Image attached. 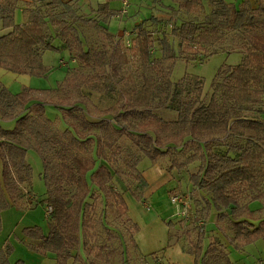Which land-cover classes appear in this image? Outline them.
<instances>
[{"label": "trees", "instance_id": "trees-1", "mask_svg": "<svg viewBox=\"0 0 264 264\" xmlns=\"http://www.w3.org/2000/svg\"><path fill=\"white\" fill-rule=\"evenodd\" d=\"M26 1L37 3L35 7L24 8L28 14L26 21L15 23L12 15L15 5L0 0L1 26L11 28L0 36V68L44 75L47 69L42 52L60 51L52 42L49 29L53 28L61 48L81 66L91 69L89 73L67 72L61 84L47 89L54 93L60 90L78 93L77 99L50 102L61 113L65 122L62 129L47 116V103L37 98L30 87L12 93L0 83V118L16 119L12 129L0 127V211L9 206L22 207L25 195L29 198L32 176V167L26 161L29 149L40 157V177L45 185L43 198L35 199L32 195L30 198L44 205L45 211L47 206L52 207L46 214L47 233L36 225L23 228L22 234L29 240L25 242L27 248L38 254H52L54 264L77 260L80 249L90 258L88 264H109L114 248L98 243V224L111 238V222L100 221V214L104 219L110 215L112 221L126 223L136 247L133 236L138 225L128 216L126 200L112 181L119 177L134 184L129 192L137 201L142 199L147 181L137 168V154L118 143L122 134L152 163L180 145L179 151L183 153L172 158L167 171L198 162L197 171L189 179L206 192L203 205L206 212L215 210L218 221L230 216L232 236L227 240L234 248L241 249L264 238V218L254 215L249 207L251 202L264 201V0L252 3L242 0L239 6L225 0H174L188 17L178 25L180 43L206 50L225 34L235 33L241 40L243 58L236 64L218 68L210 84L212 93L203 102L200 81L194 86L186 81L175 84L170 81V65L163 63L174 55L173 47L167 37H162L161 57L150 60L154 75H143L141 82L120 88L117 108L103 110L104 115L111 117H100L97 121L86 117L80 103L86 102L88 96L80 93L81 89H89L88 94L91 91L111 94L115 83L123 81L120 72L127 62V53L150 59L151 36L138 26L131 48L122 47L121 41L111 34L107 35L109 49L85 48L73 23L89 20L82 17L74 1ZM205 5L209 7L207 13ZM58 6L60 11L51 10ZM44 8L48 12L42 15ZM156 99L158 105L175 111L176 117L167 120L154 114ZM136 113L144 120L132 129L130 117L135 118ZM217 137L226 139L223 148H213ZM194 220L199 221V217ZM250 220L259 222L254 225ZM166 224L173 226L171 221ZM202 241L203 235L198 234L192 249L184 248L194 255L195 262L199 259L200 264H231L222 242L209 243L202 251ZM171 244L169 240L168 245ZM8 254V247L0 249V264H30L21 259L11 263ZM150 257L159 264L155 253Z\"/></svg>", "mask_w": 264, "mask_h": 264}, {"label": "rangeland", "instance_id": "rangeland-1", "mask_svg": "<svg viewBox=\"0 0 264 264\" xmlns=\"http://www.w3.org/2000/svg\"><path fill=\"white\" fill-rule=\"evenodd\" d=\"M1 1L6 2L8 0ZM9 1L15 5V9L12 13L15 23L26 21L28 14L24 12V8L35 7L37 3L36 1L31 3L26 0ZM70 1H74L73 4L78 7L82 17L84 19L88 18L89 20V22L82 20L73 23L81 37L82 45L85 48L93 47L98 50L109 49L111 43L108 41V34H111L115 40L121 41V44L123 45L122 47L131 48L132 45H134L135 37L139 32L138 26H141L142 31L148 32L153 39H151L153 43L150 47L149 60L137 56H131L127 53V62L121 66L120 72L121 76H123V81L121 83H115V90L111 94L106 95L98 91H91L88 94L87 91H90L89 89L85 87L81 89L80 93L86 94L88 100L80 104L84 109L86 117L92 121H97L100 117H111L109 114L104 115L103 110L111 108V110L114 111L117 108V104L120 101V95L118 93L120 88L126 87L132 82H141V76L143 75H154V68H152L150 60L161 57L162 50L159 40L162 37H167L169 43L173 47L174 55L171 59H168L163 63L165 66L170 65V81L173 84L186 81V83L192 84L193 86L197 81H200L202 88L200 100L203 102H207L212 93L210 84L218 68L226 64H236L240 62L244 56V52L241 48V40L239 39V35L235 33L225 34L219 41L209 45L206 50L196 49L195 47L189 48L184 43H180L178 25L182 21L187 20L188 17L180 11L178 3L174 0H139L132 5L129 13L119 16L115 13V10L119 9L118 0ZM225 1L233 2L236 6H239L242 2V0ZM250 3H252V0ZM46 10L48 12V9H42V15H44ZM51 10L57 12L61 10V7H52ZM208 11L209 7L205 5V13ZM197 16L202 17V14ZM9 31H11V28L4 29L0 22V36ZM49 32L52 36L53 44L58 47L60 51L44 50L42 52V61L47 71L44 75L34 76L35 78L33 79V84L37 86L39 90L58 86V83L67 72H91V69L81 66L77 60L71 58L66 49L61 48V41L59 37L55 35L53 28H50ZM59 66L61 68H59ZM10 85L11 92L19 91L20 84L17 80L10 83ZM77 95L78 93L76 91L64 93L62 90L56 93L50 91L44 92V90H41L36 93L37 98L47 103L45 106L46 114L49 118L54 120L55 124L60 129L65 126V122L61 117V113L50 104V102L53 100L58 101L60 99H77ZM127 101L128 100L125 98V102ZM158 102L159 100L157 99L154 101V104L152 102L154 105L152 112L154 114L167 120L176 117L177 113L175 111L164 105H158ZM248 114L250 113L248 112ZM130 120L133 123L132 129H136L137 123L144 119L140 114L136 113V117H130ZM245 133L248 132H244V134ZM117 140L118 143L130 153L137 154L139 158L137 168L143 176L146 168H149V166L153 164H156L159 168L167 172L169 183L159 189L158 196L161 198L160 204L156 203L157 195H154L152 200H150V209L146 207L149 210L142 211L147 213L148 216L160 215L166 223L171 221L174 224V227L170 230V240L172 242L179 240L183 246V250L184 248L192 249V243L196 241L197 235L202 234V251L205 250L208 246L209 235L215 231L213 220L217 221V214L213 209L209 212L205 211L203 205L206 192L192 185V182L189 179L190 174L197 171L199 165L198 162L192 163L181 170L172 169L167 171L166 169L172 164V158L183 153V150L179 151L180 145H176V147L171 149L165 157H162L156 163H152L135 149L126 135H120ZM225 142L226 139L224 140L221 137H217L216 140L213 141V148H223ZM26 160L32 167L31 191L36 194V199L39 197L43 198L45 185L40 177L42 171L40 157L34 150L29 149L26 153ZM112 183L123 194L124 198L126 196L131 198L130 195L128 196L130 193L129 187H132L134 184L130 185L122 181L119 177H114ZM176 193H189L190 195L192 209L188 220L175 215V208L171 204L168 196L170 197V195ZM28 199L30 200L28 203L25 201L23 202L24 207L9 206L0 211V249L4 248V246L8 247V259L11 263L15 262L17 259H22L30 264H39V260L37 259H40L41 256L27 248V245L25 244V242H28L29 240L26 238L21 240L23 228L36 225L40 227L44 233L48 232V215L45 214L44 205L37 201L31 202L33 199L30 197ZM249 207L254 210V215L264 218V201L251 202L249 203ZM99 213L100 210L98 208V215ZM173 213L174 215L170 216ZM195 216H198L199 220L204 222V229L201 233L199 232L197 221L194 220ZM108 217V219H104L101 214L99 215L100 221L106 223L108 220L111 222L109 231L113 236L109 238L105 230L98 224V243L103 242L105 247L108 246L114 248L113 258L110 259L109 264H155L152 261V258L151 262H149L140 255L137 248L133 245L131 241L130 227H127L126 223H121L117 220L112 221L110 215H108ZM211 217H213V220H211ZM145 220L146 223H149L151 219L145 218ZM253 222L254 225H256L259 220H254ZM220 224V226L225 227L228 225V220L225 218ZM211 237H213V235L210 236V239ZM242 247L243 250H239L231 245L230 260L232 264H264V238H259ZM154 250H156L153 251L155 255L159 257V264L165 263L166 261L160 259L163 250ZM78 254L80 255H78V259H69L68 264L89 263L90 258L88 256L86 257L81 249L78 251ZM196 264H200L199 259L196 261Z\"/></svg>", "mask_w": 264, "mask_h": 264}, {"label": "crops", "instance_id": "crops-1", "mask_svg": "<svg viewBox=\"0 0 264 264\" xmlns=\"http://www.w3.org/2000/svg\"><path fill=\"white\" fill-rule=\"evenodd\" d=\"M59 68L61 67L59 66ZM66 74L67 73H65L64 77L58 83V85L63 82ZM34 78H35L34 76L26 74V73H14L6 69L0 68V83L6 88H8L10 91H11L10 83L16 80L20 84V89L18 92H20L23 88L30 87L32 89V93L36 95V93L40 92L41 90H44V92H47V89H52V88H47V89L39 90L37 86L33 84ZM12 93H17V92H12ZM15 120L16 119H1L0 118V127L3 129H12L15 125ZM143 177L147 181L148 185L143 190L142 199L140 201H137L132 197L130 193L128 194V196L130 195L131 198L127 196L125 197L126 203L128 205V216L133 222H135L138 225V231L134 234L133 239H134V243L140 255H142L146 260L151 262L150 254L154 253L153 251H156L154 249H157V250L162 249L163 253L162 255H160V259L162 261H166L165 263H162V264H196L194 255L187 253L185 250H183L182 244L179 240L173 241L171 245H168V241L170 240L169 233H170L171 228L174 227V224L170 228L168 227L166 222H164V220L160 217V215L148 216L147 213L143 212L144 210L150 209L149 208V205L151 204L150 200H152V197L154 195H157L156 203L160 204L161 198H159L158 196L159 189L163 188L165 185L169 183L168 178H167L168 177L167 172L159 168L156 164H153L149 166V168H146V170L144 171ZM31 179H32V176H31ZM29 187L30 189H32L31 183ZM31 195H32V198L35 197L36 199V194H34L32 191L30 192L28 197H31ZM24 201L28 203V198L26 195L24 197ZM33 201L35 202V200ZM146 207H148L149 209H147ZM173 215L174 213L171 214L170 216H173ZM145 218L151 219L149 223H146ZM226 219L229 220L230 216L228 215ZM211 220H213V217H211ZM221 221L213 220L215 224V231L209 235L208 244L215 242V241L222 242L226 246V251L230 258L231 244H229L227 238L232 236V230L229 225H226L225 227L220 226ZM250 221L254 224L253 222L254 220H250ZM32 226H35V225H32ZM211 235H213V237H211L210 239ZM23 238L25 237L22 234L21 240H23ZM239 250H243V247ZM39 256H41L40 259H37L39 260L38 262L39 264H54L55 263V260L52 257L53 255L50 253H47L46 255L39 254ZM158 261L160 262L159 257H158Z\"/></svg>", "mask_w": 264, "mask_h": 264}, {"label": "built area", "instance_id": "built-area-1", "mask_svg": "<svg viewBox=\"0 0 264 264\" xmlns=\"http://www.w3.org/2000/svg\"><path fill=\"white\" fill-rule=\"evenodd\" d=\"M119 9L115 10L117 16L125 15L129 13L132 5L139 0H118ZM170 202L175 208V215L182 219L188 220L190 211L192 209L189 193H176L170 195ZM52 210L51 206H47L45 213L48 214ZM199 231L204 229V222L202 220L197 221Z\"/></svg>", "mask_w": 264, "mask_h": 264}]
</instances>
